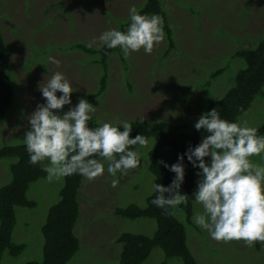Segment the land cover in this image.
<instances>
[{
	"label": "rangeland",
	"instance_id": "1",
	"mask_svg": "<svg viewBox=\"0 0 264 264\" xmlns=\"http://www.w3.org/2000/svg\"><path fill=\"white\" fill-rule=\"evenodd\" d=\"M160 2L172 29V50L163 55L168 46L164 36L151 54H146L143 48L127 57L122 50L119 55L112 54L108 60L105 93L93 104L96 108L91 114L94 120L169 119L178 126L184 125L183 131H191L208 105L231 88L235 75L244 68L243 60L232 58V53L241 44L247 47L255 38L264 36V0ZM144 3L145 0H0V31L8 46L5 68L12 75L16 89L15 103L0 118V147L24 143L25 133L30 130L29 116L38 104L46 103L39 87H43L55 72H61L67 78L73 91L90 93L96 90V78L100 75V70L98 76L96 74L98 66L90 65L94 73H88L89 66L79 68L78 61L97 60L98 57H86L77 51L61 53L60 48L63 50L76 41L89 45L95 40L92 46L100 45L98 38L102 33L118 30L130 16L129 9L135 7L138 10ZM47 46L50 47L47 54L37 53ZM49 57L58 60L59 66ZM121 57L126 60V69ZM221 67H225V71L211 80V73ZM56 95L59 97L62 93ZM70 99L71 104L65 105L57 114L63 115L79 102L75 97ZM263 120L264 99L258 96L236 123L246 122L248 127L256 129ZM154 142L149 138L147 146L137 145L130 149L140 153L141 162L127 175L119 172L115 177L110 175L108 162L101 159L103 175L91 180L83 177L78 193L79 217L74 226L79 248L66 264H120L122 244L117 238L121 233L154 234V219H128L114 214L115 207L145 206L155 183L148 170V152ZM262 157L264 153L251 160L264 165ZM5 162L10 163V160L0 161V183L5 175ZM205 163L210 166V156L205 157ZM195 171L201 170L197 167ZM46 177L30 184L27 190L26 196L35 201V206L14 207L16 222L12 242L25 244L24 250L14 257L4 251L0 264H24L42 259L41 227L49 208L59 199L64 180L48 182ZM114 179L119 181L115 187ZM201 179L202 176H198L194 193ZM192 206L193 217L203 213V206L194 198ZM175 216L185 225L186 243L198 264H264V243L257 242L248 247L244 241H216L193 218L195 226L191 227L183 214L175 213ZM163 261L165 264H183L178 258L166 260L158 247L152 249L142 264H161Z\"/></svg>",
	"mask_w": 264,
	"mask_h": 264
},
{
	"label": "clouds",
	"instance_id": "2",
	"mask_svg": "<svg viewBox=\"0 0 264 264\" xmlns=\"http://www.w3.org/2000/svg\"><path fill=\"white\" fill-rule=\"evenodd\" d=\"M129 13L131 22L126 32L107 30L98 40L108 49L119 47L125 57L141 48L151 54L154 46L164 39L163 18L141 15L135 7ZM49 60L59 66L58 60L51 57ZM39 90L46 103L38 104L29 116L30 130L25 133L24 144L31 164L48 162L44 167L48 182L77 173L89 180L103 175L104 164L94 156L108 162L107 171L114 177L118 172L127 175L129 170L140 166V153L130 149L147 146L148 139L143 135L130 138V123L116 122L123 123V131L110 123L89 128L96 108L85 99L63 115L57 114L71 104L73 92L61 72H55ZM57 92L62 95L57 97ZM194 127L208 133L198 146L185 153L192 166L201 170L197 175L202 176L194 200L203 206V213H197L194 222L216 241H244L248 247L264 243V165L251 160L264 153V136H258L257 130L246 122L222 119L216 109L202 114ZM209 156L210 166L205 163V157ZM183 159L178 157L170 168L163 161L158 162L175 173V178L168 187L153 182L156 194L151 201L153 205L167 210L187 204L188 196L180 194L185 176ZM118 183L114 179L113 187Z\"/></svg>",
	"mask_w": 264,
	"mask_h": 264
},
{
	"label": "trees",
	"instance_id": "3",
	"mask_svg": "<svg viewBox=\"0 0 264 264\" xmlns=\"http://www.w3.org/2000/svg\"><path fill=\"white\" fill-rule=\"evenodd\" d=\"M141 15H159L163 18V32L168 41V46L163 55L172 50L174 43L172 29L168 23V17L160 0H145L144 5L137 10ZM130 16L120 25L119 31L126 32L130 25ZM12 30H16L14 27ZM4 35V33H3ZM0 31V118L4 116L9 107L15 103L16 89L12 84V75L5 68V54L8 51L6 41ZM257 42V43H255ZM63 50V53L77 51L86 57H98L97 60L86 59L78 61L79 68L85 65L89 66L88 73H94L90 65H97V88L96 90L85 93L73 91L70 97L77 100L85 99L92 106L101 100L105 93L108 80V60L112 54L119 55L121 49H108L105 45L91 46L83 42H71ZM255 43V46H254ZM242 45V44H241ZM238 46L233 53L232 58H239L244 62V68L240 69L235 75L233 85L225 94L215 101H212L205 113L216 109L220 117L229 122H237L239 116L248 111L252 102L258 97L264 99V36L255 38L252 44L247 47ZM65 46V45H64ZM50 47L39 49L37 53H48ZM124 68L126 69V60L121 57ZM26 63H29L26 61ZM92 63V64H90ZM7 64V61H6ZM225 71V67L216 69L211 73V80L217 78ZM30 75V74H28ZM129 88V85H128ZM129 92H131L129 88ZM94 107V106H93ZM116 121L98 122L94 120L88 122L89 128H96L102 123H110L119 127L123 131V123L117 124ZM121 122V121H120ZM132 125L130 138L136 135H143L147 139L153 138L155 144L148 152L149 164L148 170L154 176L155 184L168 187L175 178V173L169 168L178 162V157L183 156V165L185 169L184 181L180 188L181 195L188 196L186 205L181 204L177 209H161L152 204L155 193L152 191L146 198L144 207L136 204H129L124 208L115 207L114 214L122 218H151L156 221V230L152 236L137 234L132 232H123L117 242L122 244L119 255L120 264H142L150 255L153 248L158 247L162 250L165 259L178 258L183 264H198L197 260L190 252L186 243V229L184 223L179 220L175 214L169 215V212L183 214L187 224L195 226L192 223L193 218V198L196 180L198 178L195 168L187 159L185 153L189 148L198 146L203 138L208 134L203 129L197 131L195 127L191 131H183L175 121L169 119H130ZM258 136H264V120L256 128ZM97 160L103 158L94 156ZM9 159L5 162V175L2 185H0V261L4 251L14 257L20 254L25 244L12 242V231L16 222L14 207L31 208L36 205L33 199L26 196L27 190L33 182L46 177L47 173L44 167L47 161L35 165L29 162L30 157L24 143L5 144L0 147V161ZM163 161L164 164L158 163ZM4 162V161H3ZM83 175L73 174L63 177V184L59 190V199L48 210L46 220L41 227L43 235L42 259L40 261H30L24 264H66L79 248V239L74 233V226L79 217L78 193L82 185ZM165 197L168 194L165 193ZM163 261L161 264H165Z\"/></svg>",
	"mask_w": 264,
	"mask_h": 264
}]
</instances>
